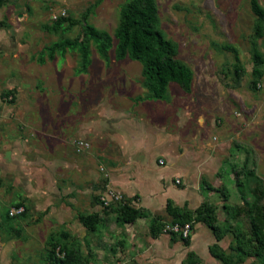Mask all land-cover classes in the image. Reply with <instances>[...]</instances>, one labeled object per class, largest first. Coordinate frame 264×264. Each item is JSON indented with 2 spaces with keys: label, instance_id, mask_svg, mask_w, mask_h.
<instances>
[{
  "label": "rangeland",
  "instance_id": "1",
  "mask_svg": "<svg viewBox=\"0 0 264 264\" xmlns=\"http://www.w3.org/2000/svg\"><path fill=\"white\" fill-rule=\"evenodd\" d=\"M129 1L0 5V264H43L52 250L62 257L64 243L79 264H264V63L256 77L252 59L256 45L264 60V21L257 38L252 0H155L159 29L193 80L189 93L171 83L153 101L141 64L115 60L113 33ZM83 16L113 48L106 62L90 43V65L76 74V52L49 59L46 49L82 39L83 24L49 28ZM123 167L137 191L159 182L167 192V182L169 211L159 203L124 223L119 209L142 203L110 183ZM208 207L219 240L197 222ZM96 212L87 230L79 218ZM176 224L189 225L186 238L183 228L162 230ZM60 231L69 237L52 248Z\"/></svg>",
  "mask_w": 264,
  "mask_h": 264
},
{
  "label": "trees",
  "instance_id": "2",
  "mask_svg": "<svg viewBox=\"0 0 264 264\" xmlns=\"http://www.w3.org/2000/svg\"><path fill=\"white\" fill-rule=\"evenodd\" d=\"M6 0H0L2 5ZM252 13L258 18L256 37L261 38L263 31L261 24L264 21V10L256 0L251 1ZM87 17L83 16L81 20H74L68 17H59L49 28L55 33H66L73 27L83 24L82 39H60L46 49V56L53 59L56 54L64 55L67 51H74L79 56L76 74H82L87 71L90 65V43L94 46L97 55L104 61L109 60V52L113 48V38L116 42L114 48L115 60L130 61L141 64V75L144 80V86L147 89L148 100H163L167 87L172 83L178 85L184 92L191 90L193 76L191 71L175 58L176 50L174 45L167 40L159 29V19L156 12L155 0H130L120 11L119 23L114 30L113 38L105 33L98 31L95 27L89 25ZM43 56H41L42 59ZM252 59L254 64L253 75L261 76V66L264 63L263 56L254 45L252 49ZM171 201H168L166 210L169 211ZM210 207L205 208L204 212L199 214L197 222H204L214 233L217 240L218 228L212 215ZM119 215L124 223H133L139 218L140 212L129 206H122L119 209ZM99 215L97 213L87 216H80L79 220L87 230H94L98 223ZM191 216L181 218L179 224L190 221ZM184 221V222H183ZM187 221V222H185ZM255 222L254 232L259 235L262 228ZM165 226H163V231ZM155 236V235H154ZM68 235L60 231L50 238L52 248L59 243V238H67ZM188 239L184 240V243ZM62 257H57L52 250L48 253L43 264H79L80 256L76 249L70 247L67 243L60 245ZM210 254L220 261H225L223 252H215L212 248ZM83 264H89L84 260Z\"/></svg>",
  "mask_w": 264,
  "mask_h": 264
},
{
  "label": "crops",
  "instance_id": "3",
  "mask_svg": "<svg viewBox=\"0 0 264 264\" xmlns=\"http://www.w3.org/2000/svg\"><path fill=\"white\" fill-rule=\"evenodd\" d=\"M122 152L123 153L125 152L124 147L122 148ZM151 166L154 167L155 165L154 166L151 165ZM125 169H127V168H125V167L121 168L120 175L118 177H116V179L115 178L112 179L110 181V183H112L114 186H116L119 191H121L122 193H124L127 196L136 195V197H137V195H138V197H139L138 200L142 203L141 204L142 207L140 206V207L134 208V209H137V210H141L144 208L153 209V207H156L157 204H159V203L163 207L166 208L168 201H171V202L175 201L173 197L169 196L170 187L168 186L167 182H165V181L163 182V184H165V188L167 189V192L163 188H161L162 184L160 185L159 182H157L158 184H156V188H154L152 186V184L149 182L150 187L147 186L145 190L137 191V188L132 187L133 182L136 181V178H133L134 175L131 172H127L128 170H125ZM130 170H132V169H130ZM140 182H141V184L144 183L145 179H144V182H143V180H140ZM27 190L29 192L33 191L31 186H29V188H27ZM97 214H99V213H97Z\"/></svg>",
  "mask_w": 264,
  "mask_h": 264
},
{
  "label": "built area",
  "instance_id": "4",
  "mask_svg": "<svg viewBox=\"0 0 264 264\" xmlns=\"http://www.w3.org/2000/svg\"><path fill=\"white\" fill-rule=\"evenodd\" d=\"M24 212V208L23 207H19V208H17V209H13V210H11L10 211V216H13V215H18V214H21V213H23ZM168 227V226H167ZM172 228H167V230H165L164 232H166V231H174V232H176V231H178V229L180 228V229H184V232H183V234H184V237L186 238L187 236H188V229H189V225H187V224H185L184 226L183 225H178V224H176V225H174V226H171Z\"/></svg>",
  "mask_w": 264,
  "mask_h": 264
},
{
  "label": "bare ground",
  "instance_id": "5",
  "mask_svg": "<svg viewBox=\"0 0 264 264\" xmlns=\"http://www.w3.org/2000/svg\"><path fill=\"white\" fill-rule=\"evenodd\" d=\"M167 228H168V227H167V226H165V229H164V230H167Z\"/></svg>",
  "mask_w": 264,
  "mask_h": 264
}]
</instances>
